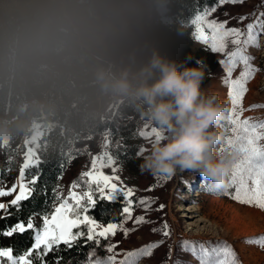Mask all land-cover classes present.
I'll list each match as a JSON object with an SVG mask.
<instances>
[{
	"label": "clouds",
	"instance_id": "obj_1",
	"mask_svg": "<svg viewBox=\"0 0 264 264\" xmlns=\"http://www.w3.org/2000/svg\"><path fill=\"white\" fill-rule=\"evenodd\" d=\"M187 0H0V140L130 114L162 130L142 172L199 175L223 190L240 152L217 146L226 104L202 87L206 66L162 54L186 29Z\"/></svg>",
	"mask_w": 264,
	"mask_h": 264
},
{
	"label": "snow or ice",
	"instance_id": "obj_2",
	"mask_svg": "<svg viewBox=\"0 0 264 264\" xmlns=\"http://www.w3.org/2000/svg\"><path fill=\"white\" fill-rule=\"evenodd\" d=\"M244 0H218L213 6L205 7L191 21L195 25V38L209 46L211 52L224 54V59L218 61L225 73L223 83L228 87V96L231 99V111L222 118L227 121L226 125L231 135H226L224 143L219 145L218 151L223 153L226 149L235 148L239 150V158L232 164L229 172V182L223 190L209 188L205 185L204 190L228 196L240 205L254 206L264 211V122H252L251 119H241L243 108L241 107L245 93L248 91L247 84L259 71L252 64L253 56L247 54L249 47L259 48V37L264 34V11H261L255 20L246 25V29L240 27H229L227 19L218 21L209 19L218 7L231 3H243ZM228 15L227 12L224 13ZM247 16H240L243 21ZM231 45V48L229 47ZM242 66L239 76L233 78L236 67ZM253 108L264 107V105H252ZM144 133H141L143 135ZM151 134L155 137L162 135V130L151 128ZM107 149V140L104 144ZM145 149L141 147L140 153ZM69 155L64 161L71 160ZM41 160L29 155L24 159L19 170V178L11 184V187L0 185V198L13 196L8 202H0V219L12 215L11 208L17 211L22 202L28 200L37 184V176L26 178V174L37 167ZM117 157L105 150L100 155H95L91 160V168L81 173V183L73 182L67 197L55 194L54 206L50 212L42 215V224L35 223V215L29 216L27 221L19 220L0 235L11 238L14 234H23L31 231L33 244L25 252L14 254L12 247H0V264H48L47 257L50 253L58 250L61 245L71 249L80 243H93L101 245L103 241H109L106 245L104 257H100L93 248L87 254L83 264H139L142 257H151L153 250L164 243L160 240L139 247L133 251H126L123 259L117 261V253L114 249L117 244L111 243L109 238L122 231L125 238L128 237L130 229L125 227L127 221H133L134 225L149 224L152 221L146 219L145 215H138L133 220L134 205L149 210L155 201L145 198L133 200L134 189L131 187L118 186L115 181L121 178L116 175L118 169ZM63 167V165H61ZM104 169H111L112 174H106ZM167 178V177H165ZM187 184L188 182L185 181ZM155 187V185H153ZM190 187V186H189ZM149 188L148 191H151ZM231 190V191H230ZM97 195L100 200L114 201L117 196H122L123 206L120 220L103 225L89 214V210L97 204ZM164 204H160L157 211L163 210ZM153 232H162L163 237L170 236L169 225L165 221L161 228H153ZM248 244H258L264 248V236L249 239ZM179 247L182 251L190 253L199 264H241L236 251L227 242H208L182 240ZM172 249L169 246L167 257L171 260ZM56 264H59L57 259ZM173 264H180L179 261Z\"/></svg>",
	"mask_w": 264,
	"mask_h": 264
},
{
	"label": "rangeland",
	"instance_id": "obj_3",
	"mask_svg": "<svg viewBox=\"0 0 264 264\" xmlns=\"http://www.w3.org/2000/svg\"><path fill=\"white\" fill-rule=\"evenodd\" d=\"M261 11H264V0H244L243 3H228L218 7L209 19H217L218 21L227 19L229 21L227 26L246 29V25L253 22ZM225 12L228 13L227 16L224 15ZM240 16H247V19L240 21ZM186 36L189 40L190 51L196 52L203 49L217 60V66L211 69L209 73V81L202 87L217 94L219 100L226 104L223 114L225 117L230 113L232 105L228 96V87L223 83L225 73L218 63L219 60L225 58L224 54L213 53L209 46L198 41L195 38V25L191 22L187 35L165 31L160 37V47L166 45L179 47L183 44ZM259 44V48L250 46L248 49L247 54L254 57L252 60L253 66L259 71L248 82V91L245 93L241 104L244 109L241 113V119L250 118L252 122H264V107H252V105H264V34L259 37ZM229 47L231 48V45ZM241 70L242 66L238 65L233 72V78L239 76ZM135 118L139 133H144L141 135V141H139L138 153L141 147L145 151L150 148L155 136L151 134L152 126L150 124L141 122L137 117ZM226 124L227 121L221 120L216 127L226 130V135H231L227 127L222 126ZM44 131L41 129L29 138H23V148L19 152L17 172L14 176L4 180L0 179V185H4L6 188L11 187V184L18 180L19 170L27 156L34 155L41 159L43 153L41 137ZM106 140L107 149L104 147ZM7 141L8 139H5V142ZM84 141L81 148L83 153L77 160L75 170L73 168L66 173L63 188V192L67 193L65 197L68 196L71 190L73 184L71 180L78 173L90 170L92 157L107 150L117 157L115 166L118 171L116 175L121 178L119 181H115L118 186L133 188L134 196L132 199L134 201L145 197L155 201L147 211L143 207L135 205L133 211V220L138 215H145L146 219L152 221V223L137 226L133 224V221H127L125 227L134 229L129 232L127 238L124 237L122 231H118L115 236L109 238L111 243L117 244L114 249V252L117 253V261L123 259V254L126 251H133L149 243L164 240L160 247L153 250L151 257H142L139 264H173L176 261H179L180 264H199L195 257L182 251L179 247L182 240H192L211 244L227 242L236 251L241 264H264V248L258 244L246 243L249 239L264 236V211L254 206L240 205L228 196L217 195L204 190L205 185L202 184L201 177L187 171L180 172L177 170L175 174L167 178L142 172L139 167L141 153L139 155L136 153L134 157H127L123 160L121 152L124 143L119 140L112 141L105 133L92 139L85 136ZM261 143H264V141ZM218 147L219 145L217 149ZM104 171L106 174H112L111 169H104ZM26 178H31V176L27 173ZM185 181L188 183L186 184ZM149 188H152V190L148 191ZM82 190L83 185L80 189H77V191ZM118 197L120 196H117L116 199ZM12 198H14V194L13 196L0 198V202H8ZM160 204H164L165 207L163 210L157 211ZM165 221L168 223L171 233L167 238L163 237L162 232L152 231L153 228H161ZM102 224L106 226L107 223ZM108 243L109 241H106L104 245L101 242V245L96 248L97 255L104 257L108 254L106 253ZM169 246L172 249L171 260H168L167 257Z\"/></svg>",
	"mask_w": 264,
	"mask_h": 264
},
{
	"label": "trees",
	"instance_id": "obj_4",
	"mask_svg": "<svg viewBox=\"0 0 264 264\" xmlns=\"http://www.w3.org/2000/svg\"><path fill=\"white\" fill-rule=\"evenodd\" d=\"M217 2L218 0H187L185 11L186 29L184 33L187 35L190 22L200 11ZM169 32L176 33L175 31ZM180 46L166 45L160 47V50L162 54L169 56L171 59H175L178 62H186L188 66H195L197 62H202L206 66V77L203 85L206 84L210 79L209 73L211 69L217 66L215 57L203 49L196 52L190 51L187 36ZM110 115H112V119L87 128L75 121H70L66 126L44 131L41 137L43 147L41 163L28 172L29 176L36 175L38 178L34 191L28 200L22 202L19 211L11 208L12 215L8 218L0 219V233L19 220L27 221L31 215H35V223L37 225L42 224V215L50 212L54 206L55 194L58 193L60 197H65L67 194L63 192L66 173L70 169L74 168L75 170L77 160L83 153L81 148L85 142V136H89L92 139L105 133L112 141L119 140L124 143V148L121 152L123 160L136 155L139 141H141V134L138 131V123L135 116L130 117V114L127 113ZM22 148L23 138L19 136L9 138L7 142H5V139L0 140V179L4 180L16 174L19 152ZM69 155H73V158L64 161ZM71 182H78L83 185L81 173H78ZM122 199L123 197L120 196L114 201H105L100 200L97 195L98 202L89 210V214L102 223L117 222L120 220L123 206ZM33 235L31 231L23 234H14L11 238L0 235V247H12L14 254H21L33 244ZM105 243L106 241H102V244L105 245ZM98 247L91 242L84 243L83 239H81L80 243L71 249L61 245L58 250L50 253L46 259L48 264H56L57 259L59 264H83L89 251Z\"/></svg>",
	"mask_w": 264,
	"mask_h": 264
}]
</instances>
